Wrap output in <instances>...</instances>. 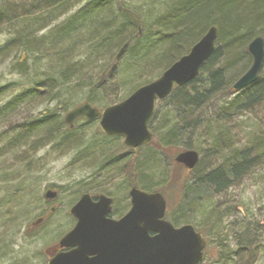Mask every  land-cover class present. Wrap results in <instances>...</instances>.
I'll return each mask as SVG.
<instances>
[{
  "label": "trees",
  "instance_id": "trees-1",
  "mask_svg": "<svg viewBox=\"0 0 264 264\" xmlns=\"http://www.w3.org/2000/svg\"><path fill=\"white\" fill-rule=\"evenodd\" d=\"M13 1L0 0V33L8 36L0 56L9 58L13 53H22L14 66V73L24 78L22 82L28 85V89L17 90L0 106V121L6 124V129L0 131L5 149L23 148L32 156L46 145H53L55 153L77 149L83 140L75 133V124L70 129L62 116L78 105L70 109L69 104L61 101L62 97L72 99L80 90L87 88L89 95L85 102L94 107L102 96L107 95L102 90L103 84L113 74L110 75L106 68L110 62L112 65L115 63V56L124 44L127 43L128 48L116 67H123L124 76L135 81V78L150 76L153 71L161 74L187 54L210 27L215 26L218 30L215 51L201 68L199 76L186 86L176 87L165 100L158 101L148 123L153 139L159 141L158 148L164 151L163 155L166 149H175L178 153L188 150L201 153L203 144L201 147L199 144L207 140L216 157L223 160L215 169L186 179L181 186L178 204L167 213L170 222L174 226L193 224L187 218L189 213H193L191 206L233 187L247 174V170L257 167L253 163L264 157V126L256 129L255 138L242 151L231 150L226 128V121L244 117L264 105L263 77L239 92L232 90L233 84L252 64L247 52L249 43L256 37L264 40V0H142L148 9L145 15L143 9L125 0H36L31 4H15ZM82 1L84 5L75 15L39 35ZM76 47L80 52L74 50ZM79 55L83 59L74 61ZM36 58L40 61L37 62ZM27 60H32V66L26 65ZM96 62L104 63V66L98 71L99 80L92 83ZM37 70L42 74H37ZM7 91L8 87L1 88L0 98ZM224 94L227 97L232 95L231 100H222L217 115L210 116L207 112L209 105ZM48 103H57L54 110L42 111L34 119L24 120L25 123L15 129H7L10 120L19 117L20 110L28 114L30 110H37ZM102 138L104 142L91 144L94 147L90 149L92 153L98 152L88 158L94 168L106 159L107 146L103 143L120 139L103 134ZM141 148L129 150L124 158L119 156L113 161L126 158L132 187L142 185L141 189L146 192L164 194L159 188L172 184L171 174L168 176L165 170L166 175L158 183L154 182L157 173L162 175V169L164 171V161L161 162L162 158L151 152L138 153ZM228 149L231 152L224 157L223 153ZM78 159L79 156L73 162H78ZM84 159L86 157L81 160ZM144 181L147 186L142 184ZM77 188L76 194L92 192L88 188ZM11 190L15 197H4L0 205L22 207L31 192L35 191L30 182ZM45 203L48 202L45 200ZM210 225H206L207 228L214 227ZM263 227L260 224L254 228L243 220L240 224L234 223L230 231L234 249L230 250L227 259L221 257L222 260L215 264H232L230 260L238 259L240 254L261 247L264 242L260 241V237L264 238ZM215 229L218 228L214 227L212 233ZM196 230L200 231L197 227ZM205 233L209 232L201 234ZM215 233L217 240L207 237L206 248L211 239L223 249L218 239L219 231ZM5 253L3 251L0 255Z\"/></svg>",
  "mask_w": 264,
  "mask_h": 264
},
{
  "label": "rangeland",
  "instance_id": "rangeland-1",
  "mask_svg": "<svg viewBox=\"0 0 264 264\" xmlns=\"http://www.w3.org/2000/svg\"><path fill=\"white\" fill-rule=\"evenodd\" d=\"M33 1L36 0H14L13 2L15 4H31ZM125 1L143 9L142 13L144 15L148 10L142 0ZM83 3L82 1V3L72 8L70 12L48 29L39 33V35L47 33L49 29L51 30L55 26L60 25L67 17L75 15L82 8ZM86 3L88 2L86 1ZM36 5H39V3ZM7 41V34L0 33V50H2ZM74 50L80 52L77 47ZM21 56V52L13 53L9 58L0 56V89L8 87L7 93L0 98V106L9 100L10 96H14L17 90L21 89L24 91L28 89V85L22 82L24 78H20L14 73V66ZM36 59L37 62L40 61L39 58ZM81 59L83 57L79 55L74 61ZM26 65L32 66V60H27ZM111 65L112 62L106 68L107 72L110 71ZM101 66H104V63L96 62L92 71V74H94L92 83L99 80L98 71ZM122 68L116 67L112 73L113 75L106 78L102 90L107 95L105 97L102 96V99L94 104V107L100 111L122 102L140 88L141 85H146V81L147 84L151 83L163 73L161 72V74L157 75L153 71L150 76L144 75L143 79L135 78L134 81L132 78L129 79V77L124 76L125 69L123 70ZM41 72L40 70L36 71L37 74H42ZM259 77L264 78V69L260 72ZM18 85L20 86L17 87ZM88 95L89 90L84 88L74 98L62 97L61 101L69 104L71 109L73 106L85 102ZM231 98L232 95L227 97L224 94L218 100L211 102L207 111L208 114L210 116L217 115L219 106L223 102L222 100L227 101L231 100ZM56 104H43L37 110H30L28 114H25L26 111L22 113V110H20L19 117L12 118L8 123L7 129H15V127L25 123L24 120L34 119L42 111L54 110ZM65 115L63 114L62 117L64 118ZM226 122L229 147L231 150L242 151L249 146V141L253 137L255 138L256 129L264 126V105L254 109L244 117L231 118ZM2 129H6L5 121H0V131ZM74 131L82 138V144L73 151L60 152L62 154L55 153L53 145H46V147L35 152L32 156V154H27L23 148L19 150L5 149L0 139V169L3 170L0 171V180L2 179L0 181V202L4 200V197L14 198L11 188H17V186L24 185L27 182H30L35 190L33 194L31 192L28 198L29 202L26 201L27 203L22 207L0 205V254L3 251L6 252L5 255H0V264H46L44 250L48 246L57 243L72 227L69 209L80 196V194L75 192L77 187V189L88 188L92 190V192H88L91 194L107 193L116 199L119 206L127 203L128 191L132 187L133 181H131L132 179H130L131 177L126 169V158L122 159L129 152L123 146V141L121 139H110L107 143H103L107 146L106 159L101 160L96 165L98 167L103 165L102 167L96 168L95 166L94 168L88 158L89 156L93 157L98 152L92 153L90 149L94 147L91 144L97 141L104 142L98 127V120L89 123L84 121L76 122ZM28 140L30 141V139ZM158 144L159 141L153 139L146 148L142 147L138 153L151 152L160 156L162 158L161 162L164 161L162 164L164 171L162 169V175L160 172L157 173L158 176L154 182L158 183L160 178L166 175L165 170L168 171V176L171 174L172 184L159 188V190L164 192L163 196L167 201V212H169L178 204L181 196V186L186 179L199 177L206 171L215 169L223 160L216 157L215 150L207 140L201 141L199 146L201 147V144H203L202 152L199 153L197 151L199 164L194 171L187 172L186 169L177 167V164L173 162V159L178 154L177 150L166 149L163 155L164 151L158 148ZM231 150H226L223 153L224 157H228ZM77 156L80 159L74 163L73 161ZM119 156L122 157L120 161H113L114 158ZM83 157H86V159L81 160ZM254 165L257 167L247 170V174L236 182L233 187L219 195L205 198L202 202L190 207L193 211V213L187 215V218L193 222L190 225L194 226V228L197 227L200 233L209 232L202 234L206 241L209 240L207 237L216 241L215 231H219L220 236L218 239L220 238L219 240L224 246L223 249H220L210 239L209 246L205 249L204 264H215L222 260L221 257L225 256L226 259L229 257L230 250L234 249L230 236L231 226L234 223L240 224L243 220V223H251L254 228H257L260 224L264 226V157L258 159L256 163H253ZM142 184L147 186L145 181ZM139 186V188L142 187V185ZM47 189L57 191L58 195L56 199L48 201L46 204L43 195ZM40 219L43 220L39 222ZM167 220L170 221V218L167 217ZM206 222H209L212 226L218 223V229H215L212 233L211 230H214V227L207 228L206 225L210 224H206ZM181 225L184 224L180 223L178 226ZM261 231L264 232V227ZM259 235L261 234L259 233ZM263 240L264 238L260 237V241ZM232 260H230L232 264H238L240 261L241 264H264V242L261 247L254 248V250L245 254L242 253L238 259Z\"/></svg>",
  "mask_w": 264,
  "mask_h": 264
},
{
  "label": "water",
  "instance_id": "water-1",
  "mask_svg": "<svg viewBox=\"0 0 264 264\" xmlns=\"http://www.w3.org/2000/svg\"><path fill=\"white\" fill-rule=\"evenodd\" d=\"M218 30L210 27L189 52L167 68L159 78L138 88L122 102L104 108L101 112L87 102L64 117L72 129L77 119L87 122L99 120L101 132L108 137H122L129 149L149 145L153 135L148 122L154 114L157 101L167 98L175 87L194 81L201 68L215 51ZM128 44L117 52L115 63L126 53ZM252 64L232 86L239 92L257 81L263 67L264 40L254 38L247 47ZM175 163L193 170L199 161L194 150L183 151ZM131 208L119 221L106 218L112 199L105 195L93 201L88 193L80 196L70 209L76 220L72 231L59 242L61 247H76L71 253L52 258L48 264H201L206 246L203 236L192 225L175 228L164 220L166 202L160 193H146L136 188L129 192ZM57 192L46 190L44 199L52 201ZM43 219H40L42 221ZM93 258L89 259L88 256Z\"/></svg>",
  "mask_w": 264,
  "mask_h": 264
},
{
  "label": "flooded vegetation",
  "instance_id": "flooded-vegetation-1",
  "mask_svg": "<svg viewBox=\"0 0 264 264\" xmlns=\"http://www.w3.org/2000/svg\"><path fill=\"white\" fill-rule=\"evenodd\" d=\"M86 123H89V122H86ZM101 194H105V193H101ZM101 194H98V195H101ZM90 195H92V200L93 201H96V199H97L96 197L98 195H96V194H90ZM105 195H107L108 197H110L112 199L111 210L107 214L106 218L109 219V220H113V221H119L120 219H122L127 214V212L129 211V209L131 208L130 197L128 196V201H127V203L125 205L119 206L118 202L116 201V199L113 196L108 195V194H105ZM69 217L71 218L70 220H71V223H72V225H71L72 227L68 230L67 233H69L70 231H72L73 228H74V226H75V224H76V220L74 219V217L72 215H70V213H69ZM59 242H60V240L57 243H55V244H53L51 246H48L44 250L46 264L52 258H54L55 256H57L59 254H63V253H66V254L67 253H71V252H73L76 249V247H61L60 244H59ZM93 257L94 256H92V255H89L88 256L89 259H91Z\"/></svg>",
  "mask_w": 264,
  "mask_h": 264
},
{
  "label": "bare ground",
  "instance_id": "bare-ground-1",
  "mask_svg": "<svg viewBox=\"0 0 264 264\" xmlns=\"http://www.w3.org/2000/svg\"><path fill=\"white\" fill-rule=\"evenodd\" d=\"M81 195H82V194H80V196H81ZM80 196H79V198H80ZM79 198L76 200V202L79 200ZM76 202H75V203H76ZM218 226H219L218 223H215V224H214V227H215V228H218Z\"/></svg>",
  "mask_w": 264,
  "mask_h": 264
}]
</instances>
